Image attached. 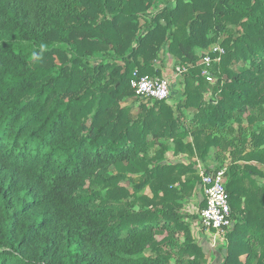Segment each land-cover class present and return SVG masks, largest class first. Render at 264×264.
<instances>
[{
	"label": "trees",
	"instance_id": "1",
	"mask_svg": "<svg viewBox=\"0 0 264 264\" xmlns=\"http://www.w3.org/2000/svg\"><path fill=\"white\" fill-rule=\"evenodd\" d=\"M168 58L187 70L171 102L138 99L131 81ZM211 148L234 221L222 264L241 247L264 264V0H0V264H205L184 210L206 205L197 164L165 154Z\"/></svg>",
	"mask_w": 264,
	"mask_h": 264
},
{
	"label": "built area",
	"instance_id": "2",
	"mask_svg": "<svg viewBox=\"0 0 264 264\" xmlns=\"http://www.w3.org/2000/svg\"><path fill=\"white\" fill-rule=\"evenodd\" d=\"M223 53L220 47L215 46L211 51H203V54L199 55L200 65L203 67L202 75L210 85L216 82L215 77L210 73V68L214 63L220 61ZM212 54H217V56L212 57ZM186 71L185 67L175 66L173 78L144 76L133 79L130 85L138 99L167 102L170 99L173 82L180 81ZM200 178L206 205L203 209L197 210V223L203 231L213 232L222 240H226L225 236L233 228L234 221L225 188V169L208 173L202 172Z\"/></svg>",
	"mask_w": 264,
	"mask_h": 264
},
{
	"label": "crops",
	"instance_id": "3",
	"mask_svg": "<svg viewBox=\"0 0 264 264\" xmlns=\"http://www.w3.org/2000/svg\"><path fill=\"white\" fill-rule=\"evenodd\" d=\"M203 50H201L202 52ZM199 56V55H198ZM167 68V67H166ZM171 71H170V70ZM167 70V72H173V69H171V67ZM165 72V69H163ZM162 70V75L161 76H166L164 74ZM169 74V73H168ZM170 77H172V75L170 74ZM176 82L174 81L173 84H175ZM211 98V94L209 92V90L207 89L206 92L204 93V99L207 101L208 99ZM170 100V99H169ZM171 102V100L169 101ZM138 108L133 109L134 114L138 113ZM186 114L188 116H191L192 113H190L189 111L186 112ZM188 121H186V124L188 125V123L190 122L191 118L188 117L187 119ZM188 122V123H187ZM244 125L246 126V123H244ZM193 139L191 136H189L188 138H186L185 140H183L184 144H189L192 143ZM249 148V147H248ZM249 152V149L244 150L243 154L241 155L242 157L245 156L247 153ZM217 149L215 148H211L208 155L205 157V161H199L198 158L196 156H188L186 154H182L180 153L179 155H174L172 150H169L166 154H165V159L168 163H174V162H178L181 161L183 162L185 165H188L189 163H195L197 164V169L199 171V175L202 172H205L206 169H211L214 170V168L217 165ZM225 157H229L228 153L225 154ZM236 162L240 165H248V166H257V164L255 162H247V161H241V160H236ZM230 164V160L228 158V160L225 162V165ZM258 168H260L259 166H257ZM264 184V180L261 181ZM225 184H226V177H225ZM148 190V189H146ZM149 192V190H148ZM146 195H150L145 192ZM194 201H196L197 203V207L196 209L198 210V202L200 200L199 195L198 197L195 196L192 198L191 202L188 205L193 204ZM186 207V206H185ZM189 207V206H188ZM188 207H186L184 210L186 213H188ZM194 222V221H193ZM193 222H191L190 224V228H191V232H192V236L194 237V239L196 240V242H198L202 247L203 250L205 251L206 257H205V264H222L226 254H227V241L226 240H222L221 238H219L215 233H207L205 231H203L201 228L198 227L197 224H193ZM197 223V221H195ZM193 224V225H192ZM197 226V230L195 228V226ZM262 228H264V224L261 225ZM193 227L195 228L193 230ZM239 262L244 264V262L246 261L247 258V253H246V249L244 247H241L239 250ZM259 253H261V249L259 248Z\"/></svg>",
	"mask_w": 264,
	"mask_h": 264
},
{
	"label": "rangeland",
	"instance_id": "4",
	"mask_svg": "<svg viewBox=\"0 0 264 264\" xmlns=\"http://www.w3.org/2000/svg\"><path fill=\"white\" fill-rule=\"evenodd\" d=\"M172 2L173 1H175V0H171ZM163 5H164V3L163 2H159V4H158V8H162L163 7ZM213 47H215V46H210L208 49H206V50H203V51H205V52H208V51H211L212 50V48ZM219 47V46H218ZM203 51L201 52V50L200 51H198V55H201V54H203ZM163 66H164V68L163 69H165V72H164V70H163V72H164V74L166 75V77H168V78H170V74L172 75V77H174V75H173V72H167V70L171 67V69H173L174 68V66H172V62H171V59H169L168 58V60L167 59H164V61H163ZM167 67V68H166ZM241 67H243L242 66V64L241 63H238L236 66H235V70L236 71H239L240 69H241ZM167 69V70H166ZM170 70V69H169ZM171 71V70H170ZM169 73V74H168ZM161 75H162V73H161ZM127 105H129V103L127 102V103H124V104H122L121 106L122 107H125V106H127ZM94 189L95 190H99V188L98 187H94ZM148 193L149 194V192H148V190H145L143 193ZM102 193V195L104 194V192H101ZM150 196V195H149ZM193 204H191V205H186V207H188V214L189 215H194V214H196L197 213V209H196V207H197V204H195V203H197L196 201H194L193 200ZM185 207V208H186ZM187 212V211H186ZM197 215V214H196ZM197 221V220H196ZM193 222V221H192ZM198 222V221H197ZM193 224H197L198 225V227L200 228V225H199V223H196L195 221L193 222ZM192 224V225H193ZM195 226V225H194ZM195 228H196V230H197V226H195ZM194 227H193V230L195 229Z\"/></svg>",
	"mask_w": 264,
	"mask_h": 264
}]
</instances>
